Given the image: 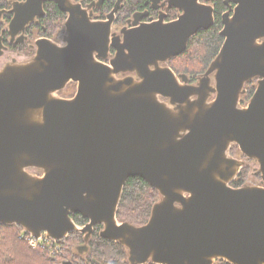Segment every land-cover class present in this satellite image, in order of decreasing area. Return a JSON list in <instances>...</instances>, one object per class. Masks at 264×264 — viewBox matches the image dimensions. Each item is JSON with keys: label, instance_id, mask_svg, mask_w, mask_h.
Here are the masks:
<instances>
[{"label": "water", "instance_id": "95a60500", "mask_svg": "<svg viewBox=\"0 0 264 264\" xmlns=\"http://www.w3.org/2000/svg\"><path fill=\"white\" fill-rule=\"evenodd\" d=\"M45 1L68 12L66 45L37 40L31 58L0 68V224L54 241L82 233L79 254L101 225L128 264H264V0L226 1L223 42L195 82L160 63L213 24L212 5L190 0L177 20L143 23L117 44L112 36L105 64L96 58L106 59L121 0L107 22L92 19L104 0H13L0 20L12 13L9 34L24 30ZM72 80L73 96H59ZM233 144L258 164L259 184L231 185L244 164ZM131 176L159 194L141 225L116 217Z\"/></svg>", "mask_w": 264, "mask_h": 264}, {"label": "trees", "instance_id": "16d2710c", "mask_svg": "<svg viewBox=\"0 0 264 264\" xmlns=\"http://www.w3.org/2000/svg\"><path fill=\"white\" fill-rule=\"evenodd\" d=\"M9 2L10 0H0V8L8 6ZM142 2L143 0H133L131 7H138ZM214 9L213 24L207 29L199 30L189 39L186 49L168 61V65L174 72L185 74L186 77L191 78L189 79L191 81H195L196 77L205 71L223 41L219 31L222 28L220 13L226 9L224 0H214ZM44 10L46 12L44 21H48V24L44 23V25L50 33H54L60 24L62 26L60 21L63 20L65 13L61 12L52 1L45 2ZM255 83L256 79H253L245 84V94L240 98V104H246L255 89ZM237 147L233 144L230 152L237 150ZM247 177V166L241 167L231 185L239 187L246 182ZM158 198V192L142 177L131 176L123 187L116 217L120 221L141 225L147 221L151 206ZM71 217L78 225H83L87 221L80 213L72 214ZM100 228L101 225L94 228L88 241L87 254L81 255L73 250L72 247L83 241V234L71 232L63 240L56 241L61 245V252L49 256L46 251L48 250L47 241L32 248L28 244L30 235L19 225L0 224V264H128L125 248L115 241L101 238L98 235ZM216 264L230 263L221 259Z\"/></svg>", "mask_w": 264, "mask_h": 264}, {"label": "flooded vegetation", "instance_id": "af4514ba", "mask_svg": "<svg viewBox=\"0 0 264 264\" xmlns=\"http://www.w3.org/2000/svg\"><path fill=\"white\" fill-rule=\"evenodd\" d=\"M12 1L13 0L9 2L8 6L2 7V8L10 9L12 7L11 5ZM14 1H15L14 3H19L23 0H14ZM71 1L79 2L81 3L82 7H86L87 4L93 0H88V1L87 0H71ZM132 1L133 0H121L120 6L114 12L113 18L109 25V39H108L109 48H108V51L106 50L103 52L106 55V59L102 57H99V58L97 57L96 58L97 60H100L105 64H109L110 58L116 52L115 44L121 43L123 41L124 33H126L131 28L137 27L143 23H151L155 21H161V22L167 23V22L177 20L179 16L183 13V8L186 6V4L190 0H143V2L138 5V7L137 6L131 7ZM226 1L227 0H224L226 9H224L220 13V19L222 17V14L228 10V4L226 3ZM45 2L43 4V8L45 7ZM197 2L199 4L212 5L213 19H214V16H215L214 0H211L210 2H208L207 0H198ZM115 3H116V0H104L100 6L94 5L93 10H92L93 11L92 19L94 21L107 22L108 21L107 15L112 10ZM230 3L231 2H229V4ZM64 13H65V16L63 20L60 21V23H62V26L60 24V26H58L55 29L54 33H50V31L47 30L44 25V23L48 24V21H44V18H45L44 16L46 14L44 10V16L35 17L34 20H32L31 22L25 25L24 30H19L18 32L13 33L12 35L9 34V29H8L9 20L12 17V13H9V12L4 13L0 20V45H1L0 56H2L4 52L8 51L11 53H15L14 56L11 55V60H16V55L23 53V50H24L30 53L28 57L31 58L35 54V51H36L35 42L40 39L51 40L60 46L66 45L64 36H65V29H66L65 20L67 19L68 12H64ZM40 28L42 29L41 31H40ZM112 36H114L115 44L111 41ZM8 61L9 60L5 61L3 65ZM168 61L164 63H160V64L168 65ZM174 73L177 76L179 74H182V73H176V72ZM183 75H184L183 77L187 79V82L196 81V80L191 81L189 80L191 78L186 77L185 74ZM117 76L119 77L122 76L121 72L117 73ZM179 81L182 83L184 82V80L181 77H179ZM71 83H73V85L76 86L75 88V92H76L77 82L73 80L68 82V84H71ZM68 84H66V86H68ZM59 91L57 92L58 95L60 93ZM59 96L63 97L62 95H59ZM72 96L73 95L70 93V95L68 97L65 96V98H69Z\"/></svg>", "mask_w": 264, "mask_h": 264}, {"label": "rangeland", "instance_id": "374dc122", "mask_svg": "<svg viewBox=\"0 0 264 264\" xmlns=\"http://www.w3.org/2000/svg\"><path fill=\"white\" fill-rule=\"evenodd\" d=\"M11 55L14 56L15 53H11V52L6 51V52H4V54L2 56H0V68H1V66L3 65V63L5 61H7V60L10 61L11 60ZM29 55H30V53L28 51H24L23 50V53H21L19 55H16V61L17 62L26 61V60L29 59V57H28ZM75 88H76V86H74L73 83L68 84V86H65L64 88H62L61 91H59L60 92L59 95H62L63 97H65V96L68 97L70 95V93L73 95V93L75 92ZM241 106H244V105H241ZM230 155L233 156V157H235V158H237V159H240V160L244 161L243 162L244 164H243L242 167L247 166V168H248V177L246 179V182L247 183H250V184H259L260 183L259 176H257V175L254 174V169L258 165L254 160L247 159L246 157H244L241 154V152L238 149V147H237V150H233L232 152H230ZM31 172L40 174L39 172H37L34 169H31ZM82 243H83V241L81 243H79L78 245H80ZM76 246L72 247L74 251L76 250ZM87 246H88V243H87ZM87 251H88V249H87ZM87 251L86 252L83 251V253L81 255L87 254ZM63 252H64V249H63L62 253Z\"/></svg>", "mask_w": 264, "mask_h": 264}, {"label": "built area", "instance_id": "2783aa9c", "mask_svg": "<svg viewBox=\"0 0 264 264\" xmlns=\"http://www.w3.org/2000/svg\"><path fill=\"white\" fill-rule=\"evenodd\" d=\"M46 241L48 242V245L46 246L48 250H45L48 252L49 256H54L61 252V245L52 239L46 238L44 233H42V236L39 238H34L32 236L28 238V244L32 248H36L40 243Z\"/></svg>", "mask_w": 264, "mask_h": 264}]
</instances>
